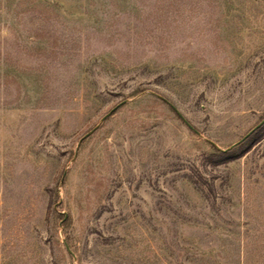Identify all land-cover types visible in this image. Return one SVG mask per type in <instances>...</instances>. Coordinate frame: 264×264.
Listing matches in <instances>:
<instances>
[{
	"label": "rangeland",
	"instance_id": "obj_1",
	"mask_svg": "<svg viewBox=\"0 0 264 264\" xmlns=\"http://www.w3.org/2000/svg\"><path fill=\"white\" fill-rule=\"evenodd\" d=\"M263 119L264 0H0V264H264Z\"/></svg>",
	"mask_w": 264,
	"mask_h": 264
},
{
	"label": "trees",
	"instance_id": "obj_2",
	"mask_svg": "<svg viewBox=\"0 0 264 264\" xmlns=\"http://www.w3.org/2000/svg\"><path fill=\"white\" fill-rule=\"evenodd\" d=\"M264 127V124H262L257 130H255L248 138H246V140H244L241 144L237 145L232 151L228 152V153H224V152H219L218 150L216 151L215 154L211 155V158H216V161L213 162L214 165H220V164H224L227 162L232 161L233 159H235L236 157H240L242 154H240V156H238V151L241 153H245L247 150L249 149L248 145L251 142V140L253 139V137ZM237 155V156H236Z\"/></svg>",
	"mask_w": 264,
	"mask_h": 264
},
{
	"label": "water",
	"instance_id": "obj_3",
	"mask_svg": "<svg viewBox=\"0 0 264 264\" xmlns=\"http://www.w3.org/2000/svg\"><path fill=\"white\" fill-rule=\"evenodd\" d=\"M122 103H124V102H122ZM119 106V105H118ZM118 106H116L115 108H113L112 110H110L102 119H101V122L102 121H104L108 116H110L112 113H113V111L115 110V109H117V107ZM182 118V117H181ZM182 120H184L183 118H182ZM186 123V122H185ZM262 124H264V119L259 123V124H257L253 129H251L243 138H241L237 143H235V144H233L232 146H230L229 148H227V149H225V150H222V149H220L218 146H216L214 143H212L211 142V144L219 151V152H227V151H229L230 149H232V148H234V147H236L237 145H239V144H241L244 140H246V138H248L255 130H257ZM186 125L189 127V128H191L192 129V127L189 125V124H187L186 123ZM97 128V126L93 129V130H91L89 133H87L83 138H81L80 140H79V142H78V145L82 142V140L84 139V138H86V137H88L95 129ZM193 130V129H192ZM197 133V132H196ZM65 244V243H64ZM65 247H66V249H67V251L68 252H70V250L68 249V246L65 244Z\"/></svg>",
	"mask_w": 264,
	"mask_h": 264
}]
</instances>
